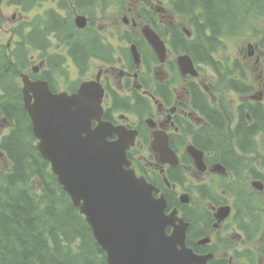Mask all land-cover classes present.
Segmentation results:
<instances>
[{
	"label": "flooded vegetation",
	"instance_id": "af4514ba",
	"mask_svg": "<svg viewBox=\"0 0 264 264\" xmlns=\"http://www.w3.org/2000/svg\"><path fill=\"white\" fill-rule=\"evenodd\" d=\"M107 10L109 0H86L82 14L87 26L62 37L52 52L45 49L41 59L32 55L30 77H43L54 91L69 92L85 80H98L105 89L104 120L138 131L129 151L132 166L161 193L173 195L168 212L178 210V216L189 223L188 247L201 255L214 254L207 264H264L260 240L264 233V59L258 55L245 60L244 74L229 78L246 90L231 91L238 102L232 108L233 120L223 131L227 126L221 122L223 109L211 107L201 92H210L206 77L182 74L172 56L182 46L181 36H186L175 26L171 6L162 0H137L123 18L124 31L109 29ZM146 11L156 15L153 28L165 44L164 59L142 33ZM119 41L124 48H119ZM133 43L140 64L129 46ZM208 81L217 86L215 80ZM212 137L226 141L228 137L230 148L224 152L213 148ZM157 139L168 140L177 151L178 163H164L154 154L152 142ZM206 141L210 143L201 149L198 162L187 147ZM182 195L188 196V203Z\"/></svg>",
	"mask_w": 264,
	"mask_h": 264
},
{
	"label": "water",
	"instance_id": "95a60500",
	"mask_svg": "<svg viewBox=\"0 0 264 264\" xmlns=\"http://www.w3.org/2000/svg\"><path fill=\"white\" fill-rule=\"evenodd\" d=\"M145 34L158 45L152 32L146 29ZM187 61L181 58L182 68ZM23 82L24 106L40 140L38 149L87 215L109 263L190 264V252L183 248L180 253L175 247V241L182 244L179 236L165 234L171 222L164 215V201L155 199L152 188L132 169L124 168L134 135L102 121L99 84L87 82L77 94L68 95L53 94L42 79L31 81L23 75ZM93 121L98 122L95 128ZM114 133L120 138L109 141ZM154 147L164 152L157 144ZM190 151L201 156L193 147Z\"/></svg>",
	"mask_w": 264,
	"mask_h": 264
},
{
	"label": "trees",
	"instance_id": "16d2710c",
	"mask_svg": "<svg viewBox=\"0 0 264 264\" xmlns=\"http://www.w3.org/2000/svg\"><path fill=\"white\" fill-rule=\"evenodd\" d=\"M15 1L28 9L32 0ZM175 5L181 14L201 16L197 26L204 41L188 52L207 61L223 45V36L240 32L256 18L264 0H176ZM63 17L56 16L52 24L49 20V28L32 45L47 41L51 30H59L67 21ZM182 46L186 49L187 44ZM22 47L26 50L17 62L7 50L0 52V110L12 125L10 133L0 138V157L10 161L0 158V264H107L85 216L71 203L37 148L18 81L19 62L28 61L29 48ZM221 122L226 125L225 120ZM209 140L222 152L230 148L226 139ZM210 141L195 144L206 149Z\"/></svg>",
	"mask_w": 264,
	"mask_h": 264
},
{
	"label": "rangeland",
	"instance_id": "374dc122",
	"mask_svg": "<svg viewBox=\"0 0 264 264\" xmlns=\"http://www.w3.org/2000/svg\"><path fill=\"white\" fill-rule=\"evenodd\" d=\"M53 0H48L45 1L41 6L31 10V11H23L21 9V11L24 13L26 12L27 14H24L23 17L22 12L19 11V13L17 14L16 17V13L14 12V10H11V8H6L3 7L2 11V18L0 20V44L1 43H7L10 40V35L12 34V30L19 26L23 20L25 19H31L34 15L39 14V13H43L44 10L54 6V4L52 3ZM137 0H127L123 5L118 6L116 4H113L112 7L109 8V10H107V17L109 18V29L110 30H114V29H125V26L122 24L121 19H123L124 15L126 14V12L128 11V8L130 6H134L135 2ZM163 4L168 6L170 5V2H172V0H162ZM101 13V12H100ZM176 22L179 24V26L184 27L186 26V22L183 18H181V16H177L176 17ZM103 20L102 19H98V25L102 24ZM28 29V28H27ZM258 29H259V35L254 36L253 32L250 31L248 33H246L243 36L240 37H236V38H232V39H227L226 40V45L225 48H223L220 52H219V57L223 60L228 62L229 64H232V62L234 60H242L244 58V56H247L248 53V44L250 42H257L260 35H262L264 33V19H262L259 23H258ZM23 32H25V25H23L22 27ZM15 38V37H14ZM112 38V37H110ZM113 43H117L116 41H113ZM118 45L120 47H125V43L122 41L118 42ZM243 52V53H242ZM248 58V56H247ZM202 69L204 70L203 75H211V69L208 68L206 65H202ZM73 77L77 76V72L75 69L71 70ZM205 73V74H204ZM91 76V74H90ZM206 77V76H205ZM207 78V77H206ZM219 98L227 105H230V107L232 108L234 105L237 104L238 102V98L237 96H234L233 94H231V91H228L227 93L223 94L219 92ZM213 103L218 105L219 101L214 98ZM11 126L4 121V118L2 115H0V137L7 133L10 130ZM3 161L8 162L6 158H2L0 157ZM261 241H264V233L261 236Z\"/></svg>",
	"mask_w": 264,
	"mask_h": 264
},
{
	"label": "bare ground",
	"instance_id": "6f19581e",
	"mask_svg": "<svg viewBox=\"0 0 264 264\" xmlns=\"http://www.w3.org/2000/svg\"><path fill=\"white\" fill-rule=\"evenodd\" d=\"M182 4V3H181ZM32 41H33V39H32Z\"/></svg>",
	"mask_w": 264,
	"mask_h": 264
}]
</instances>
